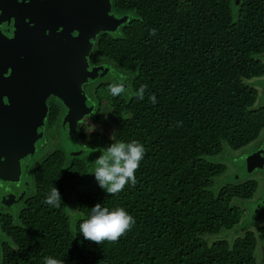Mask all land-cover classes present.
I'll return each mask as SVG.
<instances>
[{
    "label": "trees",
    "instance_id": "trees-1",
    "mask_svg": "<svg viewBox=\"0 0 264 264\" xmlns=\"http://www.w3.org/2000/svg\"><path fill=\"white\" fill-rule=\"evenodd\" d=\"M111 1L129 21L100 35L95 55L127 84L114 98L116 114L126 117L113 142L145 146L137 183L109 197L91 181L74 210L68 187L90 168L78 161L66 168L62 153L50 157L20 223L2 227L0 264H43L46 256L61 264H257L253 230L232 243L212 238L244 221L233 201L253 199L258 183L213 190L226 166L209 159L249 147L264 131V105L255 106L264 78V0ZM53 186L62 198L57 207L43 203ZM97 203L125 208L135 223L116 241H85L78 225Z\"/></svg>",
    "mask_w": 264,
    "mask_h": 264
},
{
    "label": "water",
    "instance_id": "water-1",
    "mask_svg": "<svg viewBox=\"0 0 264 264\" xmlns=\"http://www.w3.org/2000/svg\"><path fill=\"white\" fill-rule=\"evenodd\" d=\"M10 11L14 23L0 36V151L22 132L40 131L52 97L69 107L75 124L95 112L85 88L107 70L91 64L97 39L129 21L111 0H0V25ZM257 164L264 170V159Z\"/></svg>",
    "mask_w": 264,
    "mask_h": 264
},
{
    "label": "flooded vegetation",
    "instance_id": "flooded-vegetation-1",
    "mask_svg": "<svg viewBox=\"0 0 264 264\" xmlns=\"http://www.w3.org/2000/svg\"><path fill=\"white\" fill-rule=\"evenodd\" d=\"M242 1L243 0H233L234 4L237 6H239ZM21 3L22 1L20 4H17L13 10L19 8ZM11 14L12 12L10 11L1 15V18H3L5 21H3V23L0 25V36L4 39L7 37V34L11 30L14 23L15 17L13 19H9ZM16 15L17 14L15 13L14 16ZM3 38L0 42V45L4 41ZM91 64L93 66L102 65L107 67L106 74L103 75L102 78H99L91 85H87L85 88L89 94L91 100L90 103L94 104L95 112H93L92 115H84L82 120L75 124L74 121L71 120L72 118H69L70 114L71 117L73 116V113L69 112V107L61 100L52 97L47 100L46 104L48 112L44 120V126L40 128V131H33L32 133L22 132L21 136L18 137L15 145L11 149H2V151H0V231L2 230V227L4 228V226L7 224L17 226L20 223L22 215L26 212L30 204L33 203L37 195L36 181L38 172L50 157L56 158L59 153H62L66 168L71 167L72 162L78 161L87 165V167L90 169L93 168L94 170V161L100 155L98 149L101 148L100 145L102 143L99 141L98 137H95L93 141H90L89 137H87L88 135H85L84 128L88 126L90 120L98 121L100 119L98 117L102 104V100L99 95L100 92L107 88L109 89V86L112 83L117 81L121 82L123 79L119 77L120 73L113 69L110 63L99 59L96 55H94ZM122 83L127 86L124 80ZM90 103H87V105ZM89 108L90 105L88 109ZM87 111L89 112V110ZM35 114L36 112L34 115ZM74 124L75 128L70 129V125L73 127ZM50 132H56L58 139L59 137L63 139L64 136V143L67 139L70 140V143H72L71 141L73 140L77 147L72 150H68L69 148L63 147L59 141H57L55 146V143H53V141L50 139ZM90 146H93L94 148ZM48 149L50 150V153L47 152ZM93 151H95V154L92 156L90 152ZM249 153L250 154H244L247 156L246 162L249 163V166L255 170H262L260 165L258 166L257 162L261 161V159H264V138L259 140L255 147L249 151ZM43 154L45 155L43 156ZM39 156H41V158L43 156L42 163L39 162L38 166H35V164L38 163L37 158ZM262 171L264 173V170ZM88 176L85 177L84 180H86ZM91 181L93 184H96L94 177L91 179ZM256 182L258 183V181ZM83 189L90 190L91 188L83 187ZM258 190L259 183L257 192H259ZM257 192L255 196L257 195ZM260 193L257 196L255 214H260L263 216L261 219L263 224L259 226V229H255L253 227L250 229H252L255 234L258 231V233L264 237V183H262V189ZM253 199L247 201L249 202ZM235 206L239 207L240 205ZM241 210L243 216L242 219H244V214H247L249 211L248 209L243 208H241ZM3 243H7V240L5 239L1 244L3 245ZM262 248L264 249L263 246Z\"/></svg>",
    "mask_w": 264,
    "mask_h": 264
},
{
    "label": "clouds",
    "instance_id": "clouds-1",
    "mask_svg": "<svg viewBox=\"0 0 264 264\" xmlns=\"http://www.w3.org/2000/svg\"><path fill=\"white\" fill-rule=\"evenodd\" d=\"M152 34H155L153 29ZM127 91L124 83L117 81L109 86L112 96H119ZM144 92V86L139 89ZM152 103H156V96H150ZM87 134L96 131V126L89 123L84 128ZM112 142L98 149L100 155L95 159V167L92 176L97 185L109 197L124 190L125 186H134L137 183L136 171L145 157L146 149L143 143L137 140ZM61 194L57 187L53 186L45 195L43 203L52 207L59 206ZM135 223L134 217L123 207L109 208L103 203H97L90 208L86 219L82 220L79 227V235L85 241L100 245L104 241H116ZM43 264H61V261L53 256L43 258Z\"/></svg>",
    "mask_w": 264,
    "mask_h": 264
},
{
    "label": "rangeland",
    "instance_id": "rangeland-1",
    "mask_svg": "<svg viewBox=\"0 0 264 264\" xmlns=\"http://www.w3.org/2000/svg\"><path fill=\"white\" fill-rule=\"evenodd\" d=\"M256 80H253L250 82V84H253ZM258 92V101L256 103V107H261L264 105V78L260 80V85L257 87ZM100 97L102 100L101 108L98 117L100 118L98 121L90 120L89 123L94 124L96 126V131H94L91 134H87L85 132V135H88L90 141H93L95 137H98L99 141L102 143L100 147H105L109 145L112 140L110 139L111 136L114 137V134L118 131L122 121L124 120V116H119L116 114V100H114V96H112L109 92V89H105L104 91L100 92ZM95 121V122H94ZM85 131V130H84ZM264 138V131L262 132V135L259 137V139L250 145L249 147L234 152L229 149H225L223 154L210 158L209 160L214 163H223L226 166V171L219 177L215 178L213 180V185L211 189L219 191L222 187L228 185V184H237L239 182H245L248 180H256L259 183V192H257V195L252 201L247 202H240V200L233 201L234 205H240L239 207L243 209H248V213L244 214V221L241 222L238 226H236L232 230H224L222 231L218 236L213 237L214 240H227L229 243H232L236 238L241 237L247 230H252L250 228L259 229V226L262 225L261 219L263 218L260 214H255L256 210V204H257V196L260 193L262 189V183H264V173L262 170L254 169L249 166V163L246 162L247 156L244 154H250L249 151L255 147L257 142ZM50 139L53 141V143H56L57 141L61 142L63 147L69 148L68 150L74 149L76 146L75 142L72 140L70 143V140H66L64 143V136L63 139L59 137L55 132H50ZM113 139V138H112ZM60 145V144H59ZM53 147V145H52ZM94 148L93 146H90ZM50 150L48 149L47 152ZM46 153V151H45ZM90 154L93 156L95 154V151L90 152ZM45 154H43L44 156ZM43 156H39L37 158L38 163L35 164V166H38L39 162L42 163ZM92 169V170H91ZM90 169V175L86 180H84L81 184H71L68 187V195L67 199L69 204L74 208V210L78 206V202H75V197L80 195L81 193H85L83 189V186L88 185V183L93 178V168ZM254 171V172H253ZM253 172V173H252ZM105 193V192H104ZM262 194V193H260ZM77 196V198H78ZM15 225V224H14ZM257 235V241L258 246L256 250V262L257 264H264V237L258 233ZM5 240V235L3 234L2 230L0 231V250H1V243ZM262 245V246H261Z\"/></svg>",
    "mask_w": 264,
    "mask_h": 264
}]
</instances>
